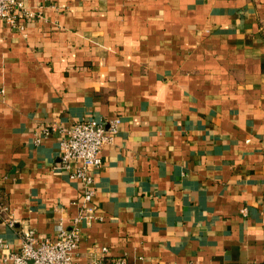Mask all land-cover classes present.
Returning <instances> with one entry per match:
<instances>
[{
  "label": "crops",
  "instance_id": "crops-1",
  "mask_svg": "<svg viewBox=\"0 0 264 264\" xmlns=\"http://www.w3.org/2000/svg\"><path fill=\"white\" fill-rule=\"evenodd\" d=\"M24 5L0 20L1 242L72 224L62 128L118 118L75 264H264V0Z\"/></svg>",
  "mask_w": 264,
  "mask_h": 264
},
{
  "label": "built area",
  "instance_id": "built-area-1",
  "mask_svg": "<svg viewBox=\"0 0 264 264\" xmlns=\"http://www.w3.org/2000/svg\"><path fill=\"white\" fill-rule=\"evenodd\" d=\"M32 16L24 5V0H0V20L15 30L24 29L25 20ZM119 119L108 120L107 126L93 119L75 121L66 128H62L60 139V166L66 170L71 179L79 180L83 184V194L78 204V210L72 218L69 227L60 225L54 237L39 234L32 228H25L21 232V244L17 252H12L0 240L3 258L8 264H75L74 254L79 246L80 225L90 224L98 219L97 210L93 203V172L102 165L101 151L110 142L118 130ZM52 129V128H51ZM50 128H41L40 133L45 136ZM35 141H39L38 138ZM7 212L0 193V214ZM3 221L13 226L15 220L6 215ZM103 255L107 248L101 247ZM93 264H103L97 260ZM110 264H125L123 258H116Z\"/></svg>",
  "mask_w": 264,
  "mask_h": 264
}]
</instances>
